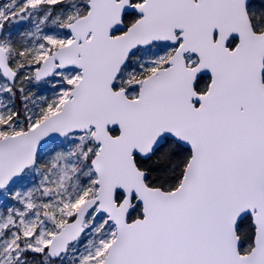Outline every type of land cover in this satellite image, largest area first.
<instances>
[{"label":"snow or ice","instance_id":"6c2138e0","mask_svg":"<svg viewBox=\"0 0 264 264\" xmlns=\"http://www.w3.org/2000/svg\"><path fill=\"white\" fill-rule=\"evenodd\" d=\"M0 264H264V0H0Z\"/></svg>","mask_w":264,"mask_h":264}]
</instances>
